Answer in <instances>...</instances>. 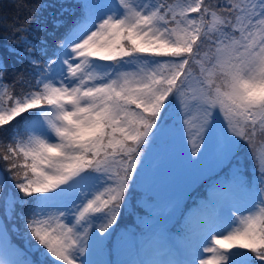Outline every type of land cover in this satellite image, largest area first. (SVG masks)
Segmentation results:
<instances>
[{"label":"snow or ice","instance_id":"6c2138e0","mask_svg":"<svg viewBox=\"0 0 264 264\" xmlns=\"http://www.w3.org/2000/svg\"><path fill=\"white\" fill-rule=\"evenodd\" d=\"M80 8L54 59L33 57L30 25H12L33 73L16 92L0 68V132L20 125L7 143L0 138V247L15 214L38 255L0 264H93L90 233L102 241L117 224L140 157L173 110L194 152L214 143L227 165L244 141L260 175L248 184L236 169L230 183L243 203L228 218L210 217L184 259L152 264H264V0H82Z\"/></svg>","mask_w":264,"mask_h":264},{"label":"rangeland","instance_id":"374dc122","mask_svg":"<svg viewBox=\"0 0 264 264\" xmlns=\"http://www.w3.org/2000/svg\"><path fill=\"white\" fill-rule=\"evenodd\" d=\"M70 0L59 1L64 8V15H68L75 5L69 3ZM96 2L104 3L106 0H96ZM11 52L6 53L4 60L10 57ZM12 81V80H11ZM220 119V116H217ZM165 134H160L156 136L154 140L158 143L162 142L163 136ZM179 146L183 148V152L178 155L176 152L180 149L173 148L172 155L166 156L157 161L159 164L151 168V173L154 179V187L160 197L155 203H152V211L156 213L157 216L162 217L164 220L169 222L173 221L181 203L184 195V186L190 187L194 185L197 179L204 180L206 175L215 171L219 166L220 162L218 160V148L214 143L205 141L201 144V149L198 152H194L192 144L189 140L187 132L181 130ZM151 144V142H150ZM169 142L166 146H170ZM242 145H247L246 142L241 141L239 147ZM238 147V148H239ZM260 146L258 145V148ZM170 149V148H169ZM151 152V150H150ZM250 153V152H249ZM250 158L256 162L250 153ZM213 202H202V210L197 209L191 211L187 216V234L186 239H180L178 246H170L168 238L165 232V228L158 220L148 219L145 220L147 227L149 229L148 238L143 243V257L147 264H152L154 261L167 260V259H184L191 250L194 242L199 238V234L202 226L205 222L215 214H222L225 218L230 216L229 209L232 204H242L245 199V192L236 185H231L224 187L221 191H214L212 193ZM212 204H216L220 211L218 213L214 212L212 209ZM175 220V219H174ZM102 234L96 232L95 234L90 233V243L94 245L92 251L89 253L86 251L85 257L93 261L91 258L95 259L96 262V251L100 241L95 240V236H101ZM151 237V238H150ZM211 241L209 239L205 246H210ZM127 247L129 250L124 251ZM122 249L125 253L124 260H121L122 264H135L134 259L137 261L135 255L132 256L131 245L129 242L125 241L123 243ZM180 249V251H178ZM17 250H19L20 255H17ZM120 251V248H119ZM209 254L203 253L202 257L206 258ZM22 250L17 246L7 243L6 248L0 247V258L14 260L22 259ZM134 257V258H133ZM138 264L139 261H137ZM94 264V262H93Z\"/></svg>","mask_w":264,"mask_h":264},{"label":"trees","instance_id":"16d2710c","mask_svg":"<svg viewBox=\"0 0 264 264\" xmlns=\"http://www.w3.org/2000/svg\"><path fill=\"white\" fill-rule=\"evenodd\" d=\"M59 1L62 0H0V68L4 70L3 83L8 85L10 89L15 83L16 92L25 90L24 81L31 79L33 73V66L29 63V54L26 51L28 45L19 42L18 38L21 33L14 31L12 25H15L16 27L21 25H30V27H28V31L24 33V35H26L30 44L34 46V51L31 53L33 57L40 61H44L48 58L54 59L53 53L56 49L58 40L61 38L62 31L65 28L62 24V14L64 12V8ZM72 2L74 1H69V3ZM213 2H215V0H213ZM39 5L46 6L39 7L37 11H33V8H36ZM57 21L61 22L59 27L57 26ZM42 50H46V54ZM8 52H11V55L7 60H4V56ZM174 117L176 118L177 115H174ZM18 127H20L19 118H17L16 122H13L11 127L7 128V131L0 132V138H4V142L7 143V137L11 134L14 128ZM163 127L164 131L169 130L166 124H164ZM20 129L23 131L22 128ZM166 134H168L170 140H172L175 136L174 131H169ZM249 152L250 149L246 145L239 147L234 157L231 159L230 164H228V171L233 175V172L236 169H239L243 181L248 184H255L260 172L256 162L250 158L251 152ZM143 155L144 158H146L143 160L140 158V161H143V173H140L141 171L138 170V174H134L133 185H137V187L141 186L144 188V191L150 195L153 194V192L150 188L147 189V179L150 181L148 160L152 157L153 153L150 152L149 146L144 149ZM134 189L135 187L131 188V192L129 194V201L131 203H133L132 193ZM195 194L196 190H191L188 196L193 199ZM129 209L131 208L129 207ZM20 211H27V206L22 209L19 205H17L16 213H19ZM2 217L3 208H0V218ZM124 217L125 214H122L119 219L122 220ZM13 224H15L20 230L19 232L12 231ZM118 226L119 223L112 226L110 233L106 236V240L113 238V233ZM128 227H133V223H129ZM171 227L172 226H168L169 229ZM8 228V235L11 239L10 241L20 245L25 252L28 253V255H38L34 248H29L28 240L22 235L24 231L23 221L19 220L15 214L13 216V220L8 222ZM171 232L174 234L176 229L172 228Z\"/></svg>","mask_w":264,"mask_h":264}]
</instances>
